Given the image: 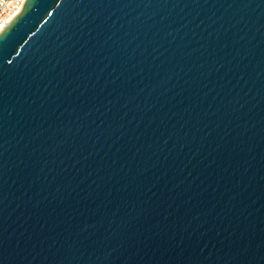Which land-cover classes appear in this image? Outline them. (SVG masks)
I'll return each instance as SVG.
<instances>
[{
	"label": "water",
	"instance_id": "95a60500",
	"mask_svg": "<svg viewBox=\"0 0 264 264\" xmlns=\"http://www.w3.org/2000/svg\"><path fill=\"white\" fill-rule=\"evenodd\" d=\"M17 21L0 264H264V0H26Z\"/></svg>",
	"mask_w": 264,
	"mask_h": 264
},
{
	"label": "snow or ice",
	"instance_id": "6c2138e0",
	"mask_svg": "<svg viewBox=\"0 0 264 264\" xmlns=\"http://www.w3.org/2000/svg\"><path fill=\"white\" fill-rule=\"evenodd\" d=\"M4 2H19L20 4H25L26 0H4ZM17 14L18 12L13 15H9L6 21L0 20V49H2L7 42L8 35H10L11 31H14L16 26L20 23V21H17L16 24H13V21Z\"/></svg>",
	"mask_w": 264,
	"mask_h": 264
},
{
	"label": "built area",
	"instance_id": "2783aa9c",
	"mask_svg": "<svg viewBox=\"0 0 264 264\" xmlns=\"http://www.w3.org/2000/svg\"><path fill=\"white\" fill-rule=\"evenodd\" d=\"M23 6L24 4H20L19 2L6 3L4 0H0V20L6 21L9 15L17 12L20 13Z\"/></svg>",
	"mask_w": 264,
	"mask_h": 264
},
{
	"label": "bare ground",
	"instance_id": "6f19581e",
	"mask_svg": "<svg viewBox=\"0 0 264 264\" xmlns=\"http://www.w3.org/2000/svg\"><path fill=\"white\" fill-rule=\"evenodd\" d=\"M22 10V9H21ZM19 14V13H18Z\"/></svg>",
	"mask_w": 264,
	"mask_h": 264
}]
</instances>
